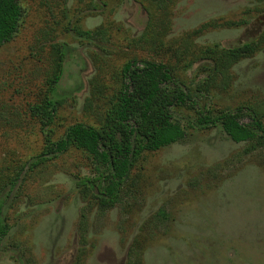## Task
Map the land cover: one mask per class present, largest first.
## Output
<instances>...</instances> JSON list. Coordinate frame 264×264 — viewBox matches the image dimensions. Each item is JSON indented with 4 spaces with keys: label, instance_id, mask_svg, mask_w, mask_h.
Instances as JSON below:
<instances>
[{
    "label": "rangeland",
    "instance_id": "374dc122",
    "mask_svg": "<svg viewBox=\"0 0 264 264\" xmlns=\"http://www.w3.org/2000/svg\"><path fill=\"white\" fill-rule=\"evenodd\" d=\"M18 3V29L0 46V201L10 228L0 264H264V148L234 143L219 126L188 128L184 140L142 153L106 210L78 186L95 167L85 152L31 166L45 135L100 124L132 59L164 63L201 86L199 107L264 114V0ZM246 44L247 54L229 55ZM59 63L63 102L44 130L29 106L45 97ZM174 112L184 125L197 116Z\"/></svg>",
    "mask_w": 264,
    "mask_h": 264
},
{
    "label": "trees",
    "instance_id": "16d2710c",
    "mask_svg": "<svg viewBox=\"0 0 264 264\" xmlns=\"http://www.w3.org/2000/svg\"><path fill=\"white\" fill-rule=\"evenodd\" d=\"M155 8H162L170 0H148ZM22 16L18 0H0V46L11 40ZM83 38L102 36L100 30L77 31ZM251 47L244 45L228 50L232 58L247 54ZM62 48L61 61L66 55ZM57 71L47 82L45 97L29 106L30 116L41 129L54 121L63 96L57 92L61 73ZM206 91L195 89L179 80L166 64L150 60L132 59L121 68L119 87L110 101L104 117L97 127L74 124L63 136L52 141L45 135L42 152L32 161L36 167L66 153L70 148L85 152L94 161L93 175L83 177L78 186L93 192L98 208L114 207L122 195V187L136 160L145 152H155L185 139L187 129L206 130L220 127L234 143H246L252 149L264 148V114L253 106H241L213 112L199 107ZM196 110V118L186 125L176 116L174 109ZM11 183V182H10ZM14 186V184H10ZM2 216L0 201V242L9 233Z\"/></svg>",
    "mask_w": 264,
    "mask_h": 264
}]
</instances>
